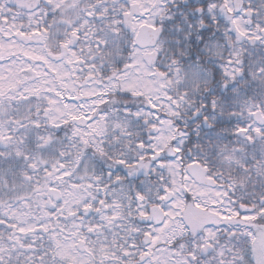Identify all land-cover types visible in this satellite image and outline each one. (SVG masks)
<instances>
[{"label": "snow or ice", "instance_id": "1", "mask_svg": "<svg viewBox=\"0 0 264 264\" xmlns=\"http://www.w3.org/2000/svg\"><path fill=\"white\" fill-rule=\"evenodd\" d=\"M0 264H264V0H0Z\"/></svg>", "mask_w": 264, "mask_h": 264}]
</instances>
